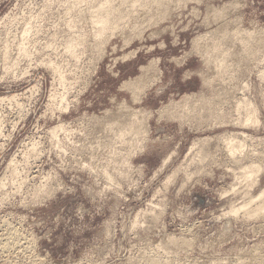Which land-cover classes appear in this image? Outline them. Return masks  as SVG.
I'll use <instances>...</instances> for the list:
<instances>
[{
	"label": "rangeland",
	"instance_id": "374dc122",
	"mask_svg": "<svg viewBox=\"0 0 264 264\" xmlns=\"http://www.w3.org/2000/svg\"><path fill=\"white\" fill-rule=\"evenodd\" d=\"M106 1L0 0V264H264V0Z\"/></svg>",
	"mask_w": 264,
	"mask_h": 264
},
{
	"label": "bare ground",
	"instance_id": "6f19581e",
	"mask_svg": "<svg viewBox=\"0 0 264 264\" xmlns=\"http://www.w3.org/2000/svg\"><path fill=\"white\" fill-rule=\"evenodd\" d=\"M83 1L84 0H77V3H80V4H82L83 3ZM121 2L120 3H122V6H123V4H125L126 2H124V1H127V0H124L123 2H122V0H120ZM132 1V4H130L131 5V8H130V10H132V9H136V6H137V3L138 2H140V0H138V2L137 1H135V2H133V0H131ZM141 1H143V0H141ZM148 1H151V0H148ZM163 1V0H162ZM162 1L159 3V0H158V2L156 1H153V3L154 4H156V7H158L157 5H158V3L159 4H162ZM167 1V0H166ZM169 1V0H168ZM171 2H172V0H170ZM174 1V0H173ZM179 1V0H178ZM102 2V1H101ZM128 3H131V2H129V1H127ZM165 2V1H164ZM103 3V2H102ZM79 4V5H80ZM140 3H138V5H139ZM76 5V4H75ZM167 5H168V3H167ZM113 1L112 0H107L106 1V3H105V7L103 8V10H101V11H98V12H95V13H93L94 14V17L96 18V21L94 22L97 26L99 25L100 27V31H99V33H101V34H103V33H105L107 30H108V22L110 21L109 20V18L110 17H112L114 14H119L122 10L121 9H123L124 8V11H122V13H120L119 15H122V16H124L123 14V12H125V7H127V6H123L122 8H121V6L118 8L117 6L115 7V6H113ZM121 8V9H120ZM129 8H128V13L129 14H132L131 13V11H129ZM140 8V7H139ZM101 9V8H100ZM134 9V10H135ZM137 9H138V7H137ZM127 11H126V13H127ZM137 11V10H136ZM135 11H133V13H134ZM128 15V14H127ZM30 31V29L28 30V28L25 30V32H24V36H23V41L25 40V38H26V36H27V34H28V32ZM30 33V32H29ZM234 35V36H233ZM232 36L233 37H237V34L236 33H234V34H232ZM232 37V38H233ZM234 39V38H233ZM25 41H27V40H25ZM22 43V42H21ZM25 43V42H24ZM22 46H20L21 48L19 49L20 50V55H21V57H26L27 58V56H29L30 54L28 53L29 51L27 50L28 48L27 47H25V44H21ZM8 50V49H7ZM6 50V51H7ZM7 53V52H6ZM32 53V52H31ZM8 54V53H7ZM241 58V57H240ZM18 61V60H17ZM263 77H262V79H264V74L262 75ZM243 104H244V107L246 108L248 105H250L249 103H248V101H242L241 103H239L238 104V107H237V109H239V108H241L242 106H243ZM20 107V106H19ZM250 117L247 119V121H251V124L252 125H254V126H259V120L257 119V117L254 115V116H251V115H249ZM130 117V116H129ZM246 121V122H247ZM138 122V120H137V118L136 117H134L133 119H131L130 120V123H131V127L130 128H127L128 129V131L130 132L131 130H134L133 128H134V126H135V123H137ZM241 122V121H240ZM116 127V128H115ZM117 128H119V131L117 130ZM121 129V130H120ZM110 130V129H109ZM123 130H125V129H123V123H120V122H118V124H116V126H114V128L113 127H111V132H116V131H118L116 134H114L115 136L117 135V137H116V141H123L124 140V138H125V136H126V132H124ZM49 131V134H50V136H51V139L53 140L52 142H54V143H56L55 145L56 146H59L62 150H65L66 148H65V145L64 144H62V142L60 141V139H59V137H60V135H59V133H64L65 131H66V124H62V122L60 123V124H58V126H56V127H54V128H51L50 130H48ZM35 141V140H34ZM204 141H207V139H205ZM236 139L234 138L233 140H231V141H229V143L224 147V151L226 152V154L229 156V158L230 159H235L236 157H237V155H236V153H237V151L239 150V152H242L241 151V149H243V144H239V145H236ZM32 147V146H31ZM34 147V146H33ZM36 148V147H35ZM35 148H33V149H35ZM31 149V148H30ZM36 150V149H35ZM40 150V149H39ZM38 150V151H39ZM32 151H34V150H32ZM31 151V152H32ZM33 153V152H32ZM207 154V153H206ZM206 154H200V152L197 154V160H201V161H204V159L206 158V156H208V155H206ZM251 154H253V153H251ZM174 155V154H173ZM206 155V156H205ZM172 155H170V156H168V158H166V160L164 161V164H167L168 162H171V159H172V157H171ZM128 158H125L124 160H127ZM236 160V159H235ZM234 160V161H235ZM261 160V159H260ZM13 162V161H12ZM14 163V162H13ZM25 163V162H24ZM14 165V164H13ZM13 169V168H12ZM179 171V170H178ZM232 172V171H231ZM260 172V168H258L257 166H252L251 167V169L250 170H244V171H242V173L241 174H243V177L246 179V178H248V180H249V177L251 178V176H253L252 178H254L252 181H255V178L257 177V175H258V173ZM186 173V174H185ZM184 174L185 175H187L188 177H190V175H189V173H188V171L187 172H185ZM233 174H234V172H233ZM240 174V175H241ZM238 175V174H237ZM235 176V175H234ZM239 176V175H238ZM242 176V175H241ZM238 178V177H237ZM171 179H172V177H168V181H167V183H169V182H171ZM239 179V178H238ZM108 180H110V181H113V179L110 177V176H108ZM239 182V181H238ZM256 182V181H255ZM254 183V182H253ZM111 185L113 184V182H111L110 183ZM235 184V183H234ZM115 185H116V183H115ZM119 185V184H118ZM1 186H4V184L3 185H1ZM167 186V185H166ZM236 186V185H235ZM112 187V186H111ZM115 186L113 185V188H114ZM0 188H2V187H0ZM107 188V187H106ZM100 192V191H99ZM113 193V192H112ZM114 194V193H113ZM263 195L261 196H259L260 198H262V197H264V193H262ZM258 197V198H259ZM259 198V199H260ZM252 201H255V200H252ZM251 204H252V202H250ZM254 203V202H253ZM250 205V204H249ZM251 206V205H250ZM246 207V208H245ZM248 206L245 204V206L243 205L242 207H239V208H237V207H235L233 210H231L230 212H227V214H229V215H231V214H233V215H237V214H239V212L241 211V210H243L244 208V210H245V212L247 211L248 212V208H247ZM257 207V206H256ZM260 207H262L263 209H261ZM260 209L258 208V210L260 211V210H264V200H263V203H262V206L260 205ZM256 208V209H257ZM246 209H248V210H246ZM256 209H254V210H256ZM252 211V209L250 210V212ZM259 211H257V212H259ZM246 212V213H247ZM250 212H248L247 214H249ZM256 212V213H257ZM262 212V211H261ZM244 213V212H243ZM253 213H255L254 211H253ZM263 213V212H262ZM140 214V213H139ZM153 214V213H152ZM250 214H252V212L250 213ZM260 214V213H259ZM151 216V215H150ZM252 216V215H251ZM255 216H257V214L255 215ZM260 216H261V214H260ZM157 218H158V216H157ZM138 220V219H137ZM139 221V220H138ZM138 221H134L135 222V225L136 224H138ZM133 222V223H134ZM133 226V225H132ZM131 226V227H132ZM12 232V231H11ZM16 234V233H15ZM19 234V233H18ZM4 235V234H3ZM11 236V235H10ZM9 236V237H10ZM14 238V237H13ZM12 238V239H13ZM170 238V237H169ZM8 239H11V238H8ZM8 239H7V242H8ZM11 239V242H10V240H9V242L7 243H3L2 244V249L3 248H5V249H9L10 247H11V249H13V246H16V243L15 242H17V241H15V242H12L13 240ZM15 239V238H14ZM168 239V238H167ZM169 240V239H168ZM174 240V239H173ZM188 241V240H187ZM193 241V240H192ZM167 242V241H166ZM191 242V241H190ZM190 242H188V244L190 243ZM18 244V243H17ZM167 244V243H166ZM170 244V243H169ZM11 245H13V246H11ZM168 245V244H167ZM190 245H191V243H190ZM160 246V245H159ZM180 246V245H179ZM187 246V245H186ZM161 247V246H160ZM160 247H157V249L158 248H160ZM169 247V246H168ZM156 248V247H155ZM4 250V249H3ZM152 250H153V248H152ZM160 250V249H159ZM148 251V250H147ZM154 251V250H153ZM161 251V250H160ZM164 251V250H163ZM165 251H167V250H165ZM189 251V250H188ZM155 252V251H154ZM158 252V251H157ZM162 252V251H161ZM150 253V252H149ZM154 254V253H153ZM156 254V253H155ZM158 254V253H157ZM168 254V253H167ZM159 255V254H158ZM161 255V254H160ZM150 256V255H149ZM164 257V256H163ZM150 259V263L151 264H161V263H159V259H158V261H157V259H156V261L154 260V258H153V260L151 261V258H149ZM161 259V258H160ZM166 259V258H165ZM169 259V258H168ZM164 261V260H163ZM256 261V260H255ZM147 262V261H146ZM168 262V261H167ZM172 262V261H171ZM171 262H170V264H171ZM243 262V261H242ZM252 262V261H251ZM148 263V262H147ZM162 264H165V262L164 263H162ZM166 264H168V263H166ZM235 264V263H234Z\"/></svg>",
	"mask_w": 264,
	"mask_h": 264
}]
</instances>
